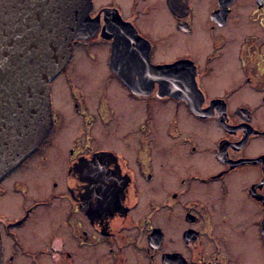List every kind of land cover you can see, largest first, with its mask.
<instances>
[{
	"label": "flooded vegetation",
	"instance_id": "flooded-vegetation-1",
	"mask_svg": "<svg viewBox=\"0 0 264 264\" xmlns=\"http://www.w3.org/2000/svg\"><path fill=\"white\" fill-rule=\"evenodd\" d=\"M91 1L0 264H264V0Z\"/></svg>",
	"mask_w": 264,
	"mask_h": 264
},
{
	"label": "water",
	"instance_id": "water-1",
	"mask_svg": "<svg viewBox=\"0 0 264 264\" xmlns=\"http://www.w3.org/2000/svg\"><path fill=\"white\" fill-rule=\"evenodd\" d=\"M91 7V0H0V181L48 135L49 84L73 42L96 31ZM168 67L147 73L166 94Z\"/></svg>",
	"mask_w": 264,
	"mask_h": 264
},
{
	"label": "snow or ice",
	"instance_id": "snow-or-ice-1",
	"mask_svg": "<svg viewBox=\"0 0 264 264\" xmlns=\"http://www.w3.org/2000/svg\"><path fill=\"white\" fill-rule=\"evenodd\" d=\"M88 168H89V170H91V166L89 165V166H87Z\"/></svg>",
	"mask_w": 264,
	"mask_h": 264
}]
</instances>
